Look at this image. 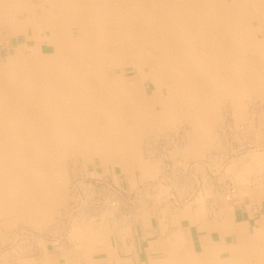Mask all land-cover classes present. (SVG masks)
Instances as JSON below:
<instances>
[{"label": "bare ground", "instance_id": "bare-ground-1", "mask_svg": "<svg viewBox=\"0 0 264 264\" xmlns=\"http://www.w3.org/2000/svg\"><path fill=\"white\" fill-rule=\"evenodd\" d=\"M33 2L0 0V41L19 34L26 39L18 56L7 57L13 66L0 68V215L6 220L12 219L9 207L37 215L34 222L46 220L40 203L52 204L64 184L62 156L131 152L143 130L172 123L179 114L204 140L213 100L230 99L237 113L242 96L264 90V0H36L49 12L40 22L31 17ZM115 193L86 216L96 223L114 214L125 221L117 227L124 233L131 224L125 212L113 211ZM230 193L218 197L229 202ZM198 199L183 210L191 220L194 203L205 202ZM82 227L75 234L84 243L107 232L100 239ZM172 234L184 236L179 228ZM230 252L219 258L213 248L192 257L185 249L183 258L167 256L159 264H264V227Z\"/></svg>", "mask_w": 264, "mask_h": 264}, {"label": "rangeland", "instance_id": "rangeland-1", "mask_svg": "<svg viewBox=\"0 0 264 264\" xmlns=\"http://www.w3.org/2000/svg\"><path fill=\"white\" fill-rule=\"evenodd\" d=\"M33 1L36 7L31 17L40 22L41 17L49 12L47 8L39 7L36 0ZM250 16H253L252 11ZM38 32L39 42L42 32ZM29 33L32 34L31 29ZM9 40L7 43L0 41V68L4 70L13 66L7 57L18 56L21 53L19 43L26 39L19 34ZM28 42L34 44L31 40ZM30 50L34 48L30 47ZM47 50L53 51V47L49 45ZM5 61L7 64L3 66ZM124 71L131 73L133 69L125 66ZM260 93L242 96L239 99L241 109L237 113L230 99L213 100V119L203 136L208 143L194 134L195 129L188 117L179 114L173 124L170 122L158 129L143 130L141 142L131 152L70 153L62 156L60 165L64 184L54 195L52 204L50 199L40 203V207L49 208L48 213L45 210L42 214L47 216L46 220L34 222L37 215L23 216L18 213L17 207L7 209L6 213L12 218L10 220L0 215V264H43L40 257L46 248L75 241L74 238H78L75 233L82 225L85 227L80 230L84 234L90 231L87 229L89 227L92 232L99 233L100 239L106 231L113 233L117 227L124 228L125 221L114 219V214L109 218L108 213L96 223L87 219L88 210L96 213L107 205L104 199L111 192L117 195L110 197L119 201L113 211H123L122 215L126 213L131 224L127 229L129 232L135 228L136 220L147 223L151 220L160 228L166 226L174 229L179 224L187 225V221L180 218L187 213L183 210L195 198L206 201L223 194L226 197L231 189L235 190L234 195L240 193L244 196L242 192L247 188L253 191L255 185L264 184V90ZM13 115L16 116V113ZM1 137L7 136L1 134ZM109 185L113 190H109ZM119 191H122L121 195ZM194 214L197 215L196 211ZM77 244L83 247L88 245L82 240ZM182 253H178L177 257L183 258L184 251ZM99 254L101 252L94 255L97 257ZM167 256L169 254L161 253L158 260L162 261Z\"/></svg>", "mask_w": 264, "mask_h": 264}, {"label": "crops", "instance_id": "crops-1", "mask_svg": "<svg viewBox=\"0 0 264 264\" xmlns=\"http://www.w3.org/2000/svg\"><path fill=\"white\" fill-rule=\"evenodd\" d=\"M248 189L242 192L244 196L238 193L229 202L216 196L204 203H194L192 209L197 215L192 220L186 214L179 217L187 225L160 228L151 220L148 223L136 220L132 232L127 231L130 225L124 233L120 232L121 228L106 232L99 242L91 236L86 247L77 244L81 240L74 238L75 241L65 245L47 247L40 258L48 259V264H91L89 254L94 249V254L101 252L95 255V264H159L161 253L176 257L178 252L181 254L187 249L192 256L203 257L213 248L219 258H228L240 239L248 238L255 228L264 227V184L255 185L253 191ZM178 228L184 236L176 240L172 231ZM100 242L103 244H97ZM197 249L199 253L192 252Z\"/></svg>", "mask_w": 264, "mask_h": 264}]
</instances>
